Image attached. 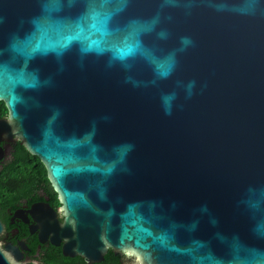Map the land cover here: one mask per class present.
<instances>
[{"label":"water","instance_id":"1","mask_svg":"<svg viewBox=\"0 0 264 264\" xmlns=\"http://www.w3.org/2000/svg\"><path fill=\"white\" fill-rule=\"evenodd\" d=\"M0 100L59 195L61 222L29 210L40 242L264 264V0H0Z\"/></svg>","mask_w":264,"mask_h":264},{"label":"flooded vegetation","instance_id":"2","mask_svg":"<svg viewBox=\"0 0 264 264\" xmlns=\"http://www.w3.org/2000/svg\"><path fill=\"white\" fill-rule=\"evenodd\" d=\"M8 114L7 106L0 100V118ZM0 147L4 153L0 159V178H9L0 180V220L3 224L0 248L4 250L11 244L23 255L18 262L40 263L43 257L50 258L53 249L61 251V243L52 245L47 239L40 242L38 229L30 234L29 228L35 223L28 215L29 210L34 204L46 203L56 211V218L61 222V205L54 206L59 195L40 177L42 162L40 164L26 154L32 152L26 149L20 136L13 135L10 142L0 141ZM113 255L119 260V253Z\"/></svg>","mask_w":264,"mask_h":264},{"label":"trees","instance_id":"3","mask_svg":"<svg viewBox=\"0 0 264 264\" xmlns=\"http://www.w3.org/2000/svg\"><path fill=\"white\" fill-rule=\"evenodd\" d=\"M28 154L32 159L38 161L40 163L39 158H37L36 156H31L30 153H26ZM41 164V163H40ZM40 177L43 179V181L48 184V186H50V182L47 178V172L44 168V166L41 164V170H40ZM4 179V180H8L9 178H0ZM2 185V184H1ZM60 202L59 200H55L54 206H60ZM29 264H33V263H29ZM36 264H88L86 262V260L80 256H74V257H68V256H64L60 250L57 249H53L50 258L46 259V258H42L40 263H36ZM94 264H120L118 257L114 256L113 253L108 250L104 256L103 259L101 261H99L98 263H94Z\"/></svg>","mask_w":264,"mask_h":264}]
</instances>
